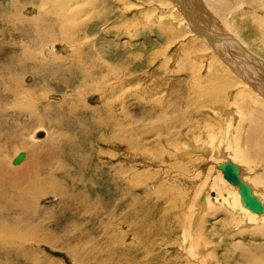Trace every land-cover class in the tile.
Instances as JSON below:
<instances>
[{
    "label": "rangeland",
    "instance_id": "rangeland-1",
    "mask_svg": "<svg viewBox=\"0 0 264 264\" xmlns=\"http://www.w3.org/2000/svg\"><path fill=\"white\" fill-rule=\"evenodd\" d=\"M50 1L51 0H49V2H45L44 6H49ZM87 1L88 4L84 3V5H82L80 3V6H75V8L72 7L70 9V11L77 9L78 18L80 16V13L78 12L80 9L84 12L82 15H85L82 16L84 21H80L76 25L78 26L83 24V28L80 30V36L72 38V40H81L87 37H93V40H91L90 43L93 41L96 43L95 45L97 49L92 46L95 52L100 48V52L98 51L99 55H96L91 61H87L83 57V61L81 62L83 63V66H76L74 64H61V69L58 75L50 74L48 68H46V71L39 70L37 67L30 68L33 79L30 81L29 75L31 73H26L28 76L25 77V80L29 84L26 86L33 87L38 91H43L45 86H50L51 89H56L59 92L70 91L75 85L71 78L73 77L72 79H77L78 81L80 78L74 77V70L81 72V69H83L84 66L90 67L88 63L93 62V65L91 66L93 67L95 66L94 63L101 59L103 61V65L106 64L111 67L114 66L113 69L115 67L118 69V67L124 66L123 68H125L127 73L129 72L130 75H135L136 73L139 74L143 70H149L151 72L157 70L162 77L167 79L173 78L171 81H179L181 84H183V98L180 100L182 104L185 103L186 106L188 105L187 110H189L190 116H183L181 120L182 125L180 127L181 131L179 133L177 132L169 136H165L162 133L159 134L157 140L160 141L159 143L162 151L169 152H165L166 154L163 152L162 159L156 158L155 160L149 158L147 163L144 162L145 158L141 152L138 154L135 152H138L140 147L141 149H144L145 147H148V145L142 146L139 144V142L134 141L129 136H126L121 132H112L110 129L108 130L107 128H101L99 124L93 123V117H89L91 115H88L90 113H87L85 116L77 117L78 119L76 120H72V117L68 115L61 116L63 123L71 120L74 128L77 130H74V132H69L71 136L73 135V146H71L70 149H63L62 151L57 152L55 151L54 154H48L45 152L46 150L44 149L45 147L42 145V143L39 144L48 136V130L45 126L40 125L32 129L28 126L29 124L26 125L24 115L17 114L14 117L7 116L9 118L6 120V125L18 123L19 127L22 128L20 131H26L12 132L13 130H11L8 132L6 128L4 130L0 129V157H3L4 154H7L9 156L7 160V166L9 163L11 165L12 159L14 156H16L15 154L23 152L22 150L26 148L28 150L27 155L32 159V167L29 172L32 174L33 180L36 182L46 183L53 181V183H49L43 188L45 196L41 197L40 200L37 196L35 205L30 210V217L36 225V229L32 233L35 236L31 237V249H33L35 253L42 255L43 259L41 264H77L75 263V259L73 262L72 256L74 255H70L68 252H65V249L77 245L79 242H87V244L85 243L82 246V251L86 252L87 250H94L98 254L97 255L93 252H90L81 256L79 258L81 261H79V264H148L149 262L155 264H159L160 262L163 264H170L174 257L182 256V258H185L186 256V253L183 252V249L182 251L180 250V247L177 246L176 242L181 236V240L186 237L187 239L189 238L188 235L192 230V226L194 225V221L198 212H201L202 214V211L198 210V208H200L198 204L200 196L204 195V193L206 194V192L215 190L209 186V182L210 184L212 183L211 177L216 183H218L219 180L216 176L219 174L220 179L223 181L225 187L233 190V186H231L228 181L223 179L222 174L217 167L219 162L225 161L223 158L225 156L222 153V147H219V149L215 148L212 155L213 159L208 160V156H202L200 154L196 156L193 155L191 159L185 155H178L177 152L179 149H176L174 144H168L170 141H174L175 143L185 146H188L189 143L192 145V132H190L192 131L191 129L195 128L197 132L199 131L205 134L206 130L210 129L211 125L209 122H212L214 127L217 129L226 128V124L233 125L234 123L235 126L238 124V117L235 115L232 116L233 118L231 121H227L225 115H221L220 109H218L219 101L216 103H208V101L204 99L203 102L208 106H203L204 103L202 104L203 107L197 105L198 101L194 98L190 86L191 84H197L196 82H198V80H195L191 74L198 67H201V69L205 72V64L210 63V61L213 63L211 57L215 60L214 64H221L223 67H225V63L228 61V59L225 57V50H228V58L230 57L229 59L232 61L235 59L244 60L243 67L245 66L244 64L247 63L250 68L255 67L254 69H258L260 72L261 68L256 67L259 61L261 63V67L263 66L264 68V30L262 31L263 39L261 41L257 37L261 35V31L260 33H258L259 31L253 32L256 28V25L252 23V18H249L250 16L248 14V9H253L254 15H263L264 0H259L261 2V6L258 9L255 7L248 8L245 2L239 1L237 4V2L233 0H226V3L225 0H216L215 5L218 7H215L211 4V2L213 3L215 0H177V5L174 4L173 0H161L159 1L160 3L156 0H98L97 3L93 2L92 4L89 2L90 0ZM101 1H104V5L98 3ZM229 2L231 5L225 6V4L228 5ZM41 5L42 0H0V44L3 45L4 54L8 58H10V54H12L11 52L13 50L11 41L15 42L14 38L17 37V34L20 33V35L23 37L28 36L26 35L28 34L26 29L29 27V25H24V23L19 25L14 21L15 17L21 15L23 19H28L32 16V18H34V16H37L38 14L39 17L42 12L46 11H43L45 7ZM35 7L37 11L33 9ZM66 8H61V10L64 11ZM182 8L184 9V12ZM145 10L149 12L150 16H147L146 14L145 19L140 21L142 19V12H145ZM170 11L173 12L174 18H177L174 20L178 25L173 24L172 26V23L166 21L167 13ZM241 11L242 15L240 14ZM243 11H245V13ZM155 13L159 16V20H154L156 19L155 16H157ZM246 13L249 16V19H245V16H243V14L247 15ZM44 15L46 16L47 21H51V23H49L50 26L44 25L45 29L53 27V20L50 19L48 14ZM151 16H154L155 18L152 17V19H150ZM57 20H61V17H59ZM143 23L144 25H142ZM107 26L110 27L109 30L106 29L108 28ZM118 27H131L133 32H131V34L118 33ZM159 27L163 30L166 28L167 31L172 34L160 32ZM39 28L40 26L36 28V31ZM20 30L22 34L19 32ZM8 31H10V34ZM43 31L44 29H41L40 32ZM58 32L59 30L54 33L57 34ZM103 33L105 34L103 35ZM209 37L211 39H209ZM170 38L171 40H169ZM192 38L196 39L198 44H196L195 40L193 41ZM229 39H231V43L228 42L229 44H226L225 41ZM39 41L37 42L38 44L40 43ZM66 41L67 40L65 39L52 42V47H54L53 54L45 52L42 58L47 60L50 56L54 55L56 58H58L56 60H59L63 57L69 56L70 51L64 49V47L68 46ZM191 41L193 43H191ZM128 43L129 46H126ZM185 43H187V46ZM209 43H213V46L211 47ZM82 44H85V48H87L86 45L88 46L89 42H82ZM74 45L79 51H81V49H85L84 45L82 47L77 44ZM97 45H100L99 48ZM198 45H203L204 47L197 50L196 52ZM259 46H261V50L259 49ZM183 47L185 49H183ZM189 47L191 49H189ZM114 48L117 49L114 50ZM126 48L130 51H127ZM121 49H123V52ZM47 50L45 49V51ZM179 50L183 53H179ZM108 51L110 53H108ZM216 52L219 53L217 54ZM77 53L78 51L76 54ZM109 54L110 58H108ZM135 55H137L136 59L139 62L137 60L135 61ZM202 55H204V58ZM104 59L106 60V63L104 62ZM101 60L98 63H101ZM107 61L110 63H107ZM195 61L197 63V67L195 66ZM235 64L239 65L240 63L235 62ZM135 65L136 67H134ZM201 69L199 71H201ZM71 70H73V76L71 73L69 75ZM216 72L213 73L219 76L220 72ZM121 73L123 75V70L119 74H114L111 76V78L115 81L117 79V75L118 78L122 77ZM229 75H233V77L235 76L234 78H237L234 73H229ZM255 79L256 78H254V80ZM239 80H241L243 84H249V81L243 78H239ZM251 91L254 93L253 90ZM92 94L89 93L85 95L83 99L85 98L84 100L86 101L83 100V102H86L90 106L94 107L96 104H98V100H96L98 96L97 94ZM47 95H50L52 99H55L52 93H47ZM228 97H230V95L226 96L225 98ZM10 100L11 97L8 98L6 102H9ZM127 100L128 104L131 103L130 98ZM145 100L146 99L138 102L137 99H134L133 104L136 106H132V108L138 110L137 112L139 113V110L145 105ZM202 119L207 120L205 122L207 126L203 124L201 121ZM3 121L5 122L4 118ZM79 122L85 123L88 129L83 131V129L78 124ZM187 129L189 132L183 133ZM30 130L32 131L30 132ZM14 134L15 136L22 134L21 137H23V139H21L25 141L23 142L25 144L15 145L16 143H14V140L12 139ZM34 140H36V142H34ZM35 145L36 147L32 149L31 147ZM183 149L186 150L184 147ZM180 151L183 152L182 149H180ZM249 159L255 163L253 158ZM249 159L248 163L245 162L248 165H244L243 163L244 166H242V163L240 164L238 162L231 161L236 163V165H238L243 172L244 168L246 170L248 169L247 171L245 170L246 173L251 172L252 166H258L257 171L255 172L260 173L259 171L261 170V164L256 161L255 164L251 162V165ZM212 160L213 162H211ZM27 161L30 160H27V157L24 155L19 162L15 163V165H20L21 167ZM188 162H190V164H188ZM178 164L180 166H182L181 164H184V166L179 167L177 166ZM212 164L215 166L211 169V172L209 170L210 175L205 179V174L203 171ZM59 166L61 167L60 169ZM202 166L206 167L203 169L201 168ZM8 168H10V166H8ZM8 168L4 167L8 173H12ZM249 168H251V170ZM27 175L28 174H21L19 179H22ZM30 177L31 176L28 177L29 180ZM157 178L160 180H157ZM200 180L202 181V184L199 183ZM177 189L181 191L180 196H176L175 192H177ZM62 191L70 194L71 198L72 196L79 197L80 193H84L82 195L90 196L88 197V199L91 198L89 201H93L95 204H97L96 206L99 207V210L95 208L84 210L82 208L83 205L78 206V209L74 212L76 215L73 217L71 214L66 213L68 211L72 212L73 208L75 209L77 207V205H74L75 203L73 200V202L70 201L71 203L69 202L70 204L66 206H58V203L61 201V199L56 195ZM10 198L11 194L8 193L6 199L8 200ZM85 202H87V199ZM222 211L223 210L218 211L215 213V215L207 214L206 216L200 217L201 221L198 224V228L202 229L201 227H206V229H210L211 227L215 226L216 228H219L221 231H223L221 232L219 230L218 235H220V237L224 240L223 235H226L227 233H224L225 212ZM63 213L66 215H63ZM42 216L47 218L51 217L52 219L54 218L57 220L56 222L55 220L41 222L39 221V217ZM89 216L98 217L96 220H92V218ZM174 217L177 218L176 221H174ZM79 218L80 221L77 223H81L83 226L82 232L80 233H84L83 235L85 237L77 242H72V245H68L64 241L56 239L48 233V229L52 227L57 232H66L68 229L65 228V225L71 222L69 219L77 221ZM214 220H216V222H214ZM90 222L93 223V225ZM175 222L176 224H174ZM184 223L188 230L185 228ZM228 223L231 224L230 220ZM168 226L170 228L171 236H169L170 239L167 243L166 240L168 238L165 237L164 240L162 231ZM92 230H95V239H89L91 236L89 235V231ZM262 236H264V233H262ZM247 239L248 238H246L245 242ZM173 241H175V244ZM166 243L167 245H165ZM217 245L218 246L216 247L214 245L212 246L211 244L210 246H200L198 249L205 250L209 247H213L211 251H215L213 255L215 258L214 261H217V259L225 253V244H222L221 246L219 244ZM116 247H118V249ZM27 250L28 247L23 245L20 249L17 261L14 262L13 251L0 249V264H17L27 260L28 258L24 254V252ZM76 251L78 250L76 249ZM255 251L258 253L260 250ZM104 252L106 254L111 253V255L105 258ZM150 252H153V256L147 258ZM100 253L104 255H101ZM229 254L230 258L228 260L230 264H232L236 258L232 250L229 251ZM183 255L185 256L183 257ZM188 255H191V258L193 257L194 259H197L193 253L190 254L189 252ZM83 261L85 263H83ZM216 261L215 263L217 264L218 261ZM218 264L225 263L218 262Z\"/></svg>",
    "mask_w": 264,
    "mask_h": 264
},
{
    "label": "bare ground",
    "instance_id": "bare-ground-1",
    "mask_svg": "<svg viewBox=\"0 0 264 264\" xmlns=\"http://www.w3.org/2000/svg\"><path fill=\"white\" fill-rule=\"evenodd\" d=\"M97 1L98 0H90L89 2H91L92 4L93 2L97 3ZM156 1L159 2L161 0H156ZM233 1L237 2V4L239 1L245 2L248 8L255 7L256 9H258L261 6V2L259 0H233ZM45 2H49V0H42L41 6H44ZM80 3L84 5V3L88 4V1L87 0H51L49 6L47 5L44 6L45 9L43 11L45 10L46 11L42 12L39 17H38L39 14L37 16H34V18H32L33 17L32 16L31 18L28 19H23L21 15L15 17L14 21L17 22L19 25H22L23 23L24 25H29V27H27L26 29L28 33L26 35L28 36L23 37L19 33L17 34V37L14 38L15 42L11 41L13 50L11 52L12 54H10L11 55L10 58H8L4 54L3 45L0 44V86H2L0 87V117H1L0 129L4 130L6 128L8 132L11 130H13L12 132H25L26 130L20 131L22 130V128L19 127L18 123L6 125L7 124L6 120L9 118L7 116L14 117L17 114H22L25 116L26 125L29 124L28 126L31 127L32 129L40 125H43L47 128L48 136L45 140H43L39 144L42 143V145L45 147V148L43 147L46 150L45 152H47L48 154H54L55 151L57 152V151H62L63 149L64 150L70 149V147L73 146L72 144L73 135L71 136L69 132H74V130H77L74 128V125L71 120L63 123L61 120V116L68 115L72 117V120H76L78 119L77 117L85 116L87 113H90L88 115H91L89 117H93V123L99 124L101 128L103 127V128H107L108 130L110 129L112 130V132H121L122 134L129 136L134 141L139 142V144L142 146L148 145V147H145L144 149H141V147L139 146L140 150L138 152H135L137 154L141 152V154L144 155L145 163H147V160H149V158L155 160L156 158L162 159L164 151H162V148L159 143L160 141L157 140L159 134L162 133L165 136H169L177 132L179 133L181 131L180 127L182 125L181 120L183 116L184 117L190 116L189 114L190 112L189 110H187L188 105L186 106L185 103L182 104L180 100L183 98V84H181L179 81H171V79L173 78L167 79L165 77H162L157 70H154L152 72L149 70H143L139 74L136 73L135 75L133 74L130 75L129 72L127 73L125 68H123L124 66L123 67L120 66L118 67V69H116L115 67L113 69L114 66L111 67L106 64H105L106 66L103 65V61L99 58L102 62L98 63L100 62L99 60L98 62L94 63L95 66L93 67H91L93 65V62H90L88 63L90 67L84 66L83 69H81V72L74 70L73 73L74 77H80V78L79 81L77 79L76 80L72 79L73 77L71 78V80L74 81L75 85L71 88L70 91L59 92L56 89L54 90L51 89L50 86H45L43 91H38L33 87L26 86L29 84L26 82L25 77L28 76L26 73H31L30 68L37 67L39 70H43V71H46L47 70L46 68H48L50 74L58 75L61 69L60 67L61 64H74L76 66H83V63H81L83 61V57L87 61H91L96 55L97 56L99 55L98 51L100 50L99 48L100 45H97L99 50L95 52L93 50L94 49L93 47L96 48L95 45L96 43H94V41L90 43V41L93 40V37H87L81 40H72V38L80 36L79 34L81 33L80 30L83 28L82 27L83 24L78 26L76 25L80 21H84L82 19V16L85 15H82L84 12L83 10L80 9V11H78L80 13V16L78 18L77 9L76 10L74 9L73 11H70V9L72 7L75 8V6H80ZM98 3L104 5V1ZM211 4L215 7H218L215 5L216 0L213 3L211 2ZM230 5H231L230 2L228 3V5L225 4V6H230ZM61 8H66V9L62 11ZM33 9L37 11L36 7ZM248 11L250 12V13L248 12L250 17L248 16L247 13H246L247 15L243 14V16H245V19L252 18L253 21L252 23L256 25V28L254 29L253 32L259 31L258 33H260L261 31V35L257 37L262 41L263 39L262 31L264 30V13L260 12L263 15L259 14V16L258 15L256 16L253 14V9H248ZM243 12L245 13V11ZM44 14H48L50 16V19L53 20V27L45 29L44 25L50 26L49 23H51V21L50 22L47 21L46 16ZM146 14L147 16H150L149 12L145 10V12H142V17H141L142 19L140 21L145 19ZM240 14L242 15V11ZM157 16H155L156 19L154 20H159V16L158 17ZM59 17H61V20H57ZM152 17L154 16H151V18L150 17L149 18L152 19ZM166 19H167L166 21L172 23V26L173 24L178 25L174 20L177 18H174V14L172 11L167 13ZM142 25H144V23ZM38 26H40L39 28L40 31L41 29H44V31L40 32L39 29H37L36 31V28ZM107 27L108 28L106 29L109 30L110 27L109 26ZM131 27H127V28L118 27L117 32L122 34L123 33L131 34V32H133ZM57 30H59V32L55 34L54 32H56ZM159 31L172 34L169 33L166 28L163 30L159 27ZM19 32H21V30ZM8 33L10 34V31H8ZM104 34L105 33H103V35ZM65 39L67 40L66 43L68 46L64 47V49L70 51L69 56L63 57L59 60H56L58 58H56L54 55L50 56L47 60L42 58L45 52L49 54H53L54 47H52L53 45L51 44L52 42L65 40ZM209 39L211 38L209 37ZM39 40L41 41L43 40V41L41 42ZM169 40H171V38ZM192 40L193 41L195 40L196 42V39L192 38ZM230 40L231 39L225 41V43L226 44H229L228 42L231 43ZM38 41L40 42L39 44L37 43ZM82 42H89L88 46L86 45L87 48H85L86 43L82 44ZM187 43H185L186 46ZM191 43L193 42L191 41ZM74 44H77L81 47L84 45L85 49H81V51H79ZM196 44L198 43L196 42ZM209 44L211 47L213 46V43H209ZM126 46H129V43ZM190 47L189 49L192 48ZM203 47H204L203 45L201 46L198 45V49H196V52L197 50L202 49ZM117 48H114V50H116ZM45 49L48 50L45 51ZM183 49L185 48L183 47ZM259 49L261 50V46H259ZM121 50L123 52V49ZM77 51L78 53L76 54ZM219 52L216 53L218 54ZM108 53L110 52L108 51ZM179 53H183V52L179 50ZM228 53H229L228 50L227 51L225 50V57L226 59H228V61H226L225 63L226 66L224 64L225 67H223L221 64L218 65L214 64L215 60L214 58L212 59L211 57L213 63L212 61H210V63L205 64L206 67L205 72L201 69V67L200 68L198 67L195 71H193L191 76L195 80H198V82H196L197 84H191L190 89L193 92L194 98L197 99L198 101V102L196 101L197 105H200L201 107L208 106L206 103L203 102L204 99H206L208 103L211 102L216 103L217 101H219L218 109H220L221 115H225L227 121H231L233 115L238 117L237 126H235L234 123L233 125L226 124L225 125L226 128L217 129L216 127H214V124L212 122H209L211 126L210 129L206 130L205 134L199 131L197 132L195 128L191 129L192 131L190 132H192V145L189 143L188 146L187 145L185 146L179 143H175L174 141H170L168 144L171 145L174 144L176 149H179L177 152L178 155H185L190 159L193 155L196 156L199 154L202 156H208L207 158L208 160L213 159L212 155L214 153V149L215 148L219 149V147H222L223 149L222 148L220 149H222V153L225 156L223 157L225 159L224 162L229 161L232 164L236 165V163L232 162L235 161L240 164L242 163V166L248 165L247 163L249 162L248 161L249 158H253L255 160V163L256 161L259 162V164H261L260 167L261 170L259 171L260 173L255 172L257 171L258 166H252L251 167L252 170L251 168H249L251 170V172L249 170L250 173L248 172L246 173L245 172L246 169L244 167H243L244 168V172H243L238 165L236 166L238 168L237 176L239 180L249 187L250 194H252L258 199V201L261 203L262 209L260 212L257 213L248 210L243 206L241 202L238 185L230 183L231 186H233V190L228 189V187H225V185L223 184V181L220 179L219 174L216 176L218 177L219 180L218 183H216L215 180H213V178L211 177L212 183L210 184L209 182V186L210 188H214L215 190L211 192H206V194L204 193V195L200 196L198 202L200 208H198V210L202 211V214L201 212H198L196 219L194 221V225L192 226V230L191 231L189 230L190 231L188 235L189 238L187 239L186 237L181 240L182 238L181 236L180 239H178L176 242L177 246L180 247V250L182 251L183 249V252L186 253V256L183 255V257L185 256V258H182V256L181 257L176 256L173 258L170 264H216L215 263L216 260L214 261L215 258L213 256L215 251L213 252L211 250L213 249L212 246L214 245L216 247L218 246L217 244H219L220 246L222 244H225V253L217 259V261L220 263L223 262L225 264H230L228 260L230 258L229 251L232 250L236 258V260H234L232 264H264V236H262V233H264V68L263 66L261 67L260 65L261 63L259 61L256 67L261 68L260 72L258 69H254L255 67L250 68L247 65V63H245L244 64L245 66L243 67L244 60L235 59L232 61L231 59H229L230 57L228 58ZM136 56L137 55L134 56L135 61L137 60ZM203 56L204 55H202V57ZM108 58H110V54ZM105 61L106 60L104 59V62ZM235 62H238L240 64L239 65L235 64ZM107 63L110 62L107 61ZM195 66L197 67L196 61H195ZM134 67H136V65ZM200 69L201 71H199ZM122 70L124 76L121 73L122 77L118 78L117 75L116 76L117 79L114 81L111 78V76H113L114 74H119L120 72H122ZM72 71L73 70L69 72V75L70 73L72 75ZM213 72L216 73L220 72V74L218 76L215 75ZM229 73H234L237 78H234L235 76L233 77V75H229ZM29 76H30L29 80L31 81L33 79L32 73ZM238 77L240 79L243 78L249 81V84L248 83H246L247 85L243 84ZM254 78L256 79L254 80ZM249 88L253 90L254 93H252V91ZM47 93L49 94L52 93L55 99H52L50 95H47ZM89 93L91 94L94 93L97 94L98 96V98H96V100H98V104H96V106L94 107L90 106L86 102H83V100L85 99V98L83 99V97H85V95ZM226 94L230 95V97L225 98L226 96H228ZM254 94H256L258 97ZM10 97L11 100L9 102L8 101L6 102V100ZM129 98L131 100V103L128 104L127 99ZM134 99H137L138 102H141V100L146 99L144 101L145 108L142 107L139 110V113L137 112L138 110L132 108V106H136L135 104H133ZM3 118L5 119V122L3 121ZM215 119L217 120L216 117ZM204 120L205 119L201 120L203 124H205V122L207 121ZM78 124L83 129V131L85 129H88L85 123L79 122ZM31 131L32 130H30V132ZM188 132L189 131L187 129L183 133H188ZM21 136L22 134L18 136H15V134L13 135L12 139L14 140V143H16L15 145L25 144L23 143L25 141L22 140L23 137ZM34 142H36V140H34ZM35 147L36 145L31 148L34 149ZM183 147L186 150H184ZM24 149L22 150L23 152L21 153H23V156L25 155L27 157V160L30 161H27L21 167L20 165H15L16 162L12 161L11 165L10 163L8 165L10 166V168H8L7 160L9 156L7 154H4L3 157H0V249L1 250L7 249L13 251L14 253L13 260L14 262H16L21 247L23 245L27 246L28 250L24 252V254L28 259L23 262H19L17 264H41L43 259L42 255L35 253V251L31 249V243H32L31 237L35 236L32 233L36 229V225L34 224V221L30 217V210L35 205V200L37 196L39 200L41 199V197L45 196V192L43 191V188L47 184L53 183V181H49L48 183H46V182H36L33 180L32 174L29 172V170H31L32 167V162H31L32 159L30 158V156L27 155L28 150L27 149L24 150ZM180 149H182L183 152L180 151ZM165 152H169V151H165ZM165 152L164 154H166ZM211 162H213V160ZM251 162L254 163V161L250 160V164ZM188 164H190V162H188ZM181 165L182 166L178 164L177 166L179 167L184 166V164ZM214 166L215 165L212 164L210 165V167H207L206 170L203 171L205 174V179L207 178V176L210 175L209 170L211 172L212 171L211 169ZM4 167H7L9 171H11L12 173H8L4 169ZM205 167L206 166H202L201 168L204 169ZM60 168L61 167L59 166V169ZM21 174L24 175L28 174V175L22 179H19ZM29 176H31L30 180L28 179ZM157 180L160 179L157 178ZM191 183L194 184L193 182ZM199 183L202 184V181L200 180ZM8 193L11 194V198L7 200L6 196ZM175 193L176 196L181 195V191H179L178 189L177 192ZM82 194L84 193H80L79 197L72 196L71 198L70 194H67L66 192L63 191L59 192L56 195L61 199V201L58 203L59 204L58 206L60 205L66 206L71 203L70 201L73 200L75 203L74 205H77V207L75 209L73 208L72 212L69 211L66 212L71 214L73 217H75L76 215L74 212L75 210L78 209V206L83 205L82 208L84 210L93 209V208L99 210V207L96 206L97 204H95L93 201H89V199L91 198L88 199V197L90 196L82 195ZM86 199L87 202H85ZM220 210H223L225 212L224 233L227 234L223 235L224 240L220 237V235H218L219 230L221 231V229L216 228L215 226L211 227L210 229H206V227L203 228L201 226L200 227L202 229L198 228V224L201 221L200 217L206 216L207 214L215 215V213H217ZM63 215L66 214L63 213ZM97 217L98 216L91 218L92 220H96ZM176 219L177 218H175L174 221H176ZM54 220L55 219L54 218L52 219L51 217L48 218L44 216L39 217V221L41 222H48ZM69 220H71V222L65 225V228L68 229L66 232H57L52 227L48 229V233L53 237H55L56 239L64 241L68 245H72V242H77L83 239L85 236L83 235L84 233H80L82 232V227H83L82 224L77 223L78 221H80V218L77 221L73 219H69ZM229 220L231 224L228 223ZM214 222H216V220H214ZM91 224L93 225V223ZM174 224H176V222ZM162 232H163L162 234L164 236L163 237L164 240L165 237L168 238L166 240V242L168 243V240L170 239L169 236H171L169 226L166 229H164ZM94 233L95 230L89 231V235H91L89 239L90 238L95 239ZM246 238L248 239L245 242ZM173 242L175 244V241ZM85 243L87 244V242H79L77 245L65 249V252H68L70 255L71 254L74 255L72 256L73 262L75 259L76 260L75 263L79 264L80 261L79 258L90 252L97 254V252L94 250L91 251L87 250L86 252L82 251L83 249L82 246ZM167 243L165 245H167ZM206 244H208L209 246L211 244L212 248L209 247L205 250L198 249L200 246H208ZM116 248L118 249V247ZM76 249L78 251H76ZM255 250H260V251L256 253ZM187 252L188 253L190 252V254L193 253L194 256L197 257V259L196 258L194 259L193 257L191 258L190 257L191 255L189 256ZM104 254L101 255H104L105 258L111 255V253L106 254L105 252ZM152 256H153V252H150L147 258ZM83 263L85 262L83 261ZM148 264H155V263L149 262ZM159 264H163V263L160 262Z\"/></svg>",
    "mask_w": 264,
    "mask_h": 264
},
{
    "label": "water",
    "instance_id": "water-1",
    "mask_svg": "<svg viewBox=\"0 0 264 264\" xmlns=\"http://www.w3.org/2000/svg\"><path fill=\"white\" fill-rule=\"evenodd\" d=\"M174 4L177 5V0H173ZM183 12L184 9L182 8ZM23 157V153L19 152L12 159L13 162H18ZM217 167L220 169L222 177L231 184L239 186L240 199L245 208L252 212H260L262 207L258 199L250 194L249 187L241 182L237 176L238 168L236 165L229 161L219 162Z\"/></svg>",
    "mask_w": 264,
    "mask_h": 264
}]
</instances>
